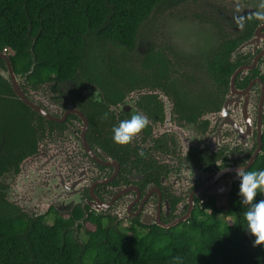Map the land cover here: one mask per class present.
Returning <instances> with one entry per match:
<instances>
[{
    "label": "flooded vegetation",
    "instance_id": "1",
    "mask_svg": "<svg viewBox=\"0 0 264 264\" xmlns=\"http://www.w3.org/2000/svg\"><path fill=\"white\" fill-rule=\"evenodd\" d=\"M261 2L172 1L202 32H137L103 81L16 71L0 51V199L71 220L79 241L89 216L134 234L190 221L207 197L224 205L235 170L264 154V22L250 18ZM134 113L148 126L116 144Z\"/></svg>",
    "mask_w": 264,
    "mask_h": 264
},
{
    "label": "trees",
    "instance_id": "2",
    "mask_svg": "<svg viewBox=\"0 0 264 264\" xmlns=\"http://www.w3.org/2000/svg\"><path fill=\"white\" fill-rule=\"evenodd\" d=\"M181 0H0V51L13 52L16 71L34 66L43 78L79 75L101 81L113 68L109 44L132 49L152 13ZM171 4V5H169ZM247 170H264V154ZM234 182L224 205L203 199L190 221L170 229L125 232L85 219V238L72 221L28 219L0 199V264H264V245H254ZM264 199L258 192L256 201ZM178 258V259H176Z\"/></svg>",
    "mask_w": 264,
    "mask_h": 264
},
{
    "label": "clouds",
    "instance_id": "3",
    "mask_svg": "<svg viewBox=\"0 0 264 264\" xmlns=\"http://www.w3.org/2000/svg\"><path fill=\"white\" fill-rule=\"evenodd\" d=\"M259 8L264 9V0H262ZM237 10L239 9L237 8ZM250 18L264 22V11L253 13ZM237 23L240 24L241 28L243 27L240 18H237ZM92 97L97 103L102 102L96 90ZM104 118H107V114H105ZM148 124L149 120L147 116L142 113H134L130 119L122 120L118 126L113 127V141L121 146L129 145ZM140 154L143 155L142 152ZM235 175L240 181L239 196L241 197V205L249 206L248 210L244 213V219L247 223L248 232L255 237L253 246L264 245V199L254 203L258 192L264 193V170L250 171L244 167H238L235 170Z\"/></svg>",
    "mask_w": 264,
    "mask_h": 264
},
{
    "label": "rangeland",
    "instance_id": "4",
    "mask_svg": "<svg viewBox=\"0 0 264 264\" xmlns=\"http://www.w3.org/2000/svg\"><path fill=\"white\" fill-rule=\"evenodd\" d=\"M200 1L203 2L204 0ZM176 7L178 6H170L166 9H160V12L152 13L148 20L140 26L137 34V42L141 41L142 32H202L198 26L199 24L189 18L188 11L190 9L180 11ZM107 49L111 56L116 54L118 59H124L123 48L109 44ZM217 203L218 205H223L221 200H218Z\"/></svg>",
    "mask_w": 264,
    "mask_h": 264
},
{
    "label": "water",
    "instance_id": "5",
    "mask_svg": "<svg viewBox=\"0 0 264 264\" xmlns=\"http://www.w3.org/2000/svg\"><path fill=\"white\" fill-rule=\"evenodd\" d=\"M0 58H5L6 60H7V62L9 63V60H8V58L4 55V54H0ZM9 73H10V75H11V77H12V79H14V75H13V73H12V71H11V68H10V66H9ZM13 82H15V81H13ZM256 155V154H255ZM255 155L247 162V164H246V166L244 167V168H246V169H248L251 165H252V163H253V161H254V158H255ZM238 178L236 177L233 181H236ZM163 227H165V228H168V225H162Z\"/></svg>",
    "mask_w": 264,
    "mask_h": 264
}]
</instances>
